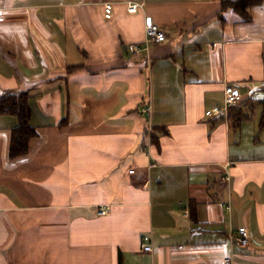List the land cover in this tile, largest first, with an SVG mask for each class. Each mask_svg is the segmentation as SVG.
<instances>
[{"label": "crops", "instance_id": "1", "mask_svg": "<svg viewBox=\"0 0 264 264\" xmlns=\"http://www.w3.org/2000/svg\"><path fill=\"white\" fill-rule=\"evenodd\" d=\"M224 1L1 0L0 95L36 133L10 156L0 114V264H264V0ZM146 16L166 39L133 54Z\"/></svg>", "mask_w": 264, "mask_h": 264}, {"label": "built area", "instance_id": "2", "mask_svg": "<svg viewBox=\"0 0 264 264\" xmlns=\"http://www.w3.org/2000/svg\"><path fill=\"white\" fill-rule=\"evenodd\" d=\"M139 4L134 2L128 5L129 12H135L139 8ZM2 3L0 0V10ZM104 12L106 18H111L113 15V4L111 2H106L104 4ZM145 35L146 39L144 46H141L137 43L130 45V50L133 54L140 53L141 50H148L151 43H157L164 41L166 39V33L153 21L152 17L146 16L144 19ZM223 102L215 104L207 108L204 112V115L207 118L227 116L230 109L234 106H237L244 98V95L239 90L236 84L226 83L223 88ZM130 172H133L134 169H130ZM107 207H99L98 213L104 214L107 211ZM150 237L148 235L143 236L142 246L145 251H150L152 249L151 244L149 243ZM238 242L242 246H246L251 243V234L246 226H240L238 228ZM223 264H232L231 259H226Z\"/></svg>", "mask_w": 264, "mask_h": 264}, {"label": "trees", "instance_id": "3", "mask_svg": "<svg viewBox=\"0 0 264 264\" xmlns=\"http://www.w3.org/2000/svg\"><path fill=\"white\" fill-rule=\"evenodd\" d=\"M260 0H237L225 2L229 6L240 11L244 18H247V7ZM29 93L28 91H7L0 95V114L13 113L18 116L19 124L13 129L11 143L9 147L10 156L15 157L27 151L29 140L36 131L29 122ZM262 104L261 124L264 126V100Z\"/></svg>", "mask_w": 264, "mask_h": 264}]
</instances>
